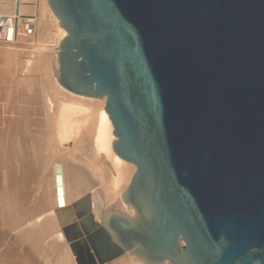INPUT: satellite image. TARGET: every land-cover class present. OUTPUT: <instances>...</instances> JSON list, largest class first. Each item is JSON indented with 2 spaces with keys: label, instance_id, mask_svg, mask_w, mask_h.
Here are the masks:
<instances>
[{
  "label": "water",
  "instance_id": "water-1",
  "mask_svg": "<svg viewBox=\"0 0 264 264\" xmlns=\"http://www.w3.org/2000/svg\"><path fill=\"white\" fill-rule=\"evenodd\" d=\"M58 82L105 99L134 217L94 221L147 264H264V0H48Z\"/></svg>",
  "mask_w": 264,
  "mask_h": 264
},
{
  "label": "bare ground",
  "instance_id": "bare-ground-1",
  "mask_svg": "<svg viewBox=\"0 0 264 264\" xmlns=\"http://www.w3.org/2000/svg\"><path fill=\"white\" fill-rule=\"evenodd\" d=\"M66 36L48 0H0V221L42 264H147L90 211L92 184L105 194L103 211L134 217L121 194L135 167L113 151L105 99L58 82ZM112 204L116 210H105Z\"/></svg>",
  "mask_w": 264,
  "mask_h": 264
},
{
  "label": "rangeland",
  "instance_id": "rangeland-1",
  "mask_svg": "<svg viewBox=\"0 0 264 264\" xmlns=\"http://www.w3.org/2000/svg\"><path fill=\"white\" fill-rule=\"evenodd\" d=\"M8 68L6 67V69H4V71H3V73H6L7 71H9L10 72V70H7ZM14 69V68H13ZM60 97V96H59ZM99 100H101V99H99ZM71 145H72V143H70V144H68V145H66V148H64V149H70L71 148ZM2 180L0 179V182H1ZM1 185V184H0ZM3 186L1 185V187L0 188H2ZM43 189H39V188H37V197L39 196V199L41 198V194L40 193H42L41 191H42ZM105 195V194H104ZM103 195V197H105ZM41 200V199H40ZM1 207V206H0ZM117 209V207L115 206V204H112V205H109V206H107L106 208H105V210H116ZM2 212V210H0V213ZM6 219V218H5ZM5 219L4 220H2V221H0V223L1 224H3V225H0V264H26V263H30V261H32L31 263H34V262H39L40 264H42L44 261L43 260H41V262H40V260L38 259V255L36 254V258H35V255L33 254L34 253V251L33 250H31V248L30 247H28L29 245H28V243L27 242H25V240H22V239H20V238H17V233L15 234V232H17L16 230L14 231H11L12 229H8L7 228V225H6V222H5ZM4 221V222H3ZM7 228V230L8 231H10V234L8 233V231L6 230L5 231V229ZM7 232V233H6ZM14 233V234H13ZM6 235V236H5ZM5 236V237H4ZM7 236H8V238H7ZM13 237V238H12ZM5 239V240H4ZM20 239V240H19ZM14 240V241H13ZM17 241V242H16ZM26 243H27V248L26 247H24V245L26 246ZM15 244H18V245H15ZM8 246V247H7ZM16 247V248H15ZM10 248V249H9ZM20 248V249H19ZM26 248V249H25ZM21 249H23V250H21ZM25 249V250H24ZM29 249H30V251H29ZM7 250V251H6ZM14 250V251H13ZM16 250H21L20 252L19 251H16ZM22 251L24 252V251H27V253L26 252H24V253H22ZM19 252V253H18ZM29 252H30V256H29ZM8 253H10L9 255H8ZM17 253V254H16ZM21 253V254H20ZM6 254V255H5ZM24 254H26L25 256H24ZM32 254V255H31ZM33 255H34V257H33ZM10 258H9V257ZM11 256H13V257H11ZM17 256V257H16ZM33 258H35V259H32V257ZM20 257V258H19ZM25 257V258H24ZM18 258V259H17ZM22 258V259H21ZM4 259V260H3ZM25 259V260H24ZM36 260V261H35ZM37 260H39V261H37ZM21 261V262H20ZM43 261V262H42ZM39 263H37V264H39Z\"/></svg>",
  "mask_w": 264,
  "mask_h": 264
}]
</instances>
